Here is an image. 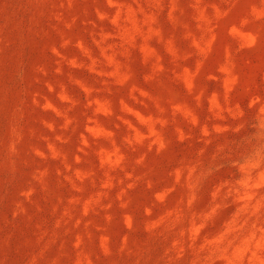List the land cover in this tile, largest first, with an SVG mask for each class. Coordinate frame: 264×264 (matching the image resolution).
<instances>
[{
	"label": "rangeland",
	"instance_id": "obj_1",
	"mask_svg": "<svg viewBox=\"0 0 264 264\" xmlns=\"http://www.w3.org/2000/svg\"><path fill=\"white\" fill-rule=\"evenodd\" d=\"M0 264H264V0H0Z\"/></svg>",
	"mask_w": 264,
	"mask_h": 264
}]
</instances>
